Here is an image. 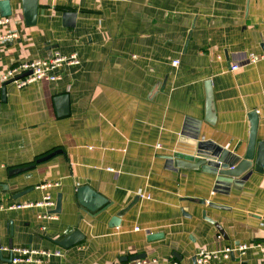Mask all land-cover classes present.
I'll return each instance as SVG.
<instances>
[{
  "label": "crops",
  "instance_id": "obj_1",
  "mask_svg": "<svg viewBox=\"0 0 264 264\" xmlns=\"http://www.w3.org/2000/svg\"><path fill=\"white\" fill-rule=\"evenodd\" d=\"M6 18L0 246L62 252L40 264H197L201 251L246 245L245 254L208 264H264V172L255 162L223 192L207 165L187 170L166 160L195 159L203 144L224 164L244 158L252 112L264 142V61L249 62L264 54V0H40L30 26L23 0H0ZM55 52L77 53L80 64L55 82L11 83L3 99L8 70ZM207 82L214 124L206 121ZM65 95L66 115L56 102ZM47 183L58 186L48 191ZM82 187L108 208L89 210L97 204ZM48 193L60 205L51 221L39 218L42 208L7 209ZM75 232L77 245L56 243ZM11 256L0 252V264H14Z\"/></svg>",
  "mask_w": 264,
  "mask_h": 264
},
{
  "label": "water",
  "instance_id": "obj_2",
  "mask_svg": "<svg viewBox=\"0 0 264 264\" xmlns=\"http://www.w3.org/2000/svg\"><path fill=\"white\" fill-rule=\"evenodd\" d=\"M40 0H23L24 8H25V15H26V22L27 24L34 25L38 13ZM10 14V12L8 13ZM65 16L68 19H73L71 21L72 24L74 23L75 14L74 13H66ZM32 72L25 73L14 80H9L3 84L2 88V97L3 99L6 98V86L14 83L15 80L21 79L30 75ZM206 121L210 124L215 123V114H214V104H213V94L211 83H206ZM56 102H59V105L63 109L64 115L68 113V96H60L56 99ZM250 122H251V131H250V141L246 155L244 158H237L232 160L229 164H224L220 161L217 157L213 156V150L206 148L205 144L200 146L198 154L195 159L192 158H184V159H176L173 157H166L168 164H171L175 168L179 169H187V170H199L202 166H208L214 170V175L217 177L215 189L222 190L223 192H230V187L233 184L234 179H241L247 173H249L254 165V171L257 173L264 172V142L257 141V127H258V116L256 112H252L250 114ZM257 152V153H256ZM60 153V151H56L54 153L49 154L38 160V163L44 162L49 160L50 158L54 157L56 154ZM19 171H23L22 169L14 170L12 173H18ZM11 173V174H12ZM81 192L87 193L92 202L97 204V208L92 206H85L91 210H104L108 208V200L92 190L89 187H82ZM203 203H205L203 201ZM59 204H57V209L55 213H59ZM214 206V205H213ZM215 208L219 206H214ZM128 210V209H127ZM120 218L121 215H118L112 219L111 226L117 227L120 225ZM80 234L75 232L74 234L64 238L63 240H58L56 243L65 249H69L80 242ZM12 243H10V248H12ZM137 260V258H135ZM12 262V256L9 260Z\"/></svg>",
  "mask_w": 264,
  "mask_h": 264
},
{
  "label": "built area",
  "instance_id": "obj_3",
  "mask_svg": "<svg viewBox=\"0 0 264 264\" xmlns=\"http://www.w3.org/2000/svg\"><path fill=\"white\" fill-rule=\"evenodd\" d=\"M9 20L0 19V25L8 23ZM16 35L12 34L5 38H13ZM1 39V38H0ZM259 61H264V54L258 55L255 53H251L249 55L250 63H257ZM80 64V59L77 53H72L70 55H65L60 52H55L50 58L46 59H35L26 62H21L8 70L2 77L4 82L9 80H14L17 77L32 72L30 75L23 77L21 79L15 80V83L19 88L26 87L34 82L38 81H49L55 82L60 80L61 71L66 66H78ZM177 64V63H176ZM240 66L235 64L232 66L233 71H238ZM58 184L47 183L42 186L45 190H51L54 187H57ZM56 201L53 199V196L48 193L43 200L36 203H13L7 206L8 210H20L25 208H42L45 210L44 213L39 215L41 220L51 221L56 218L57 213H55ZM6 207L0 202V211L5 209ZM45 229V227H44ZM249 247L246 245L234 247L228 246L223 250L219 251H201L197 257V264H208L211 261L223 259H230V257L235 253L239 252L240 254H245V251ZM0 252H7L12 255V263L20 264H34V263H42L45 259L50 258L52 256L60 257L62 256L61 251L50 252L46 250H34L29 247H17V248H9L0 246Z\"/></svg>",
  "mask_w": 264,
  "mask_h": 264
}]
</instances>
